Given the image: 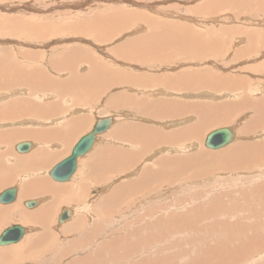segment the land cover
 I'll return each mask as SVG.
<instances>
[{
    "label": "rangeland",
    "instance_id": "obj_1",
    "mask_svg": "<svg viewBox=\"0 0 264 264\" xmlns=\"http://www.w3.org/2000/svg\"><path fill=\"white\" fill-rule=\"evenodd\" d=\"M211 1L0 0V67L45 75L59 84L46 88L26 80L0 86V106L24 103L16 115L0 121V134L14 132L0 143L7 157L0 163V179L10 175L14 181L6 185L18 194L35 181L47 189L74 181L82 185L75 192L52 188L30 198L38 202L32 209L23 206L30 199L19 200L18 194L12 204H0L19 203L28 216L47 203L50 213L47 228L19 222L20 216L2 222L0 233L12 225L26 233L18 243L0 247V264H264V147H259L264 143V34L254 35L264 31L255 22L264 16L248 12L254 7L264 12V1L225 0L216 8ZM242 33L250 41L242 44ZM151 35L156 40L148 52L129 59L128 42ZM189 40L196 42L192 49L185 46ZM249 42L255 47L252 58L237 51ZM184 71L190 77L181 75L179 90L168 89L174 79L166 87L157 79ZM88 73L91 81L85 82ZM164 103L179 112L157 118ZM150 107H156L154 115ZM211 116L228 122L210 124ZM104 117L113 118L112 126L78 160L71 179L51 180L50 169ZM193 125L201 130L171 146L159 138L153 147L145 144L147 127L171 137ZM219 128L232 129L235 139L224 148L206 149V136ZM53 131H69L67 142L49 134ZM48 134L53 137L47 141L38 138ZM20 142L33 147L19 154L14 147ZM237 144H246L245 149L221 155ZM97 149L103 154L93 156ZM28 156L34 160L21 164ZM66 209L73 215L59 225ZM37 236L42 237L34 240ZM25 245L29 251L23 253ZM11 249L16 254L5 253Z\"/></svg>",
    "mask_w": 264,
    "mask_h": 264
},
{
    "label": "bare ground",
    "instance_id": "obj_2",
    "mask_svg": "<svg viewBox=\"0 0 264 264\" xmlns=\"http://www.w3.org/2000/svg\"><path fill=\"white\" fill-rule=\"evenodd\" d=\"M87 1V0H86ZM231 1V0H230ZM237 1V0H236ZM239 1V0H238ZM238 1H237V4H238ZM248 1V0H247ZM256 1V0H255ZM264 1V0H263ZM213 2V3H212ZM219 2H225V0H213V1H211V5H216V4H218ZM257 2V1H256ZM260 2H262V0L260 1ZM207 3V2H206ZM208 4V3H207ZM209 5V4H208ZM210 5V6H211ZM241 5V4H240ZM212 6V7H213ZM217 6V5H216ZM221 6V5H220ZM219 6V7H220ZM251 6H253V5H250V7ZM215 7V6H214ZM241 7V6H240ZM211 8V7H210ZM216 8V7H215ZM215 8H212V10L213 9H215ZM218 8V7H217ZM212 10H210V12H211V15H212ZM42 11V10H41ZM118 11V10H117ZM116 10H115V12H117ZM201 11V10H200ZM213 11H215V12H217V10H213ZM210 12H207V14L208 15H210ZM239 12H241V10L239 11ZM248 12H250V13H252V15L253 14H262L263 16H264V12H263V10H258L257 9V7H254V8H250L249 9V11ZM120 13H121V10H120ZM120 13H115V14H120ZM127 13H131V12H127ZM198 13V12H197ZM126 14V13H125ZM128 14V15H129ZM213 14H214V12H213ZM123 15V14H122ZM251 15V14H250ZM124 16V15H123ZM207 16V15H206ZM237 16H239V14L237 15ZM251 17H253V16H251ZM106 18V17H105ZM114 19V18H113ZM22 20V19H21ZM109 20V19H108ZM111 20V19H110ZM19 22H20V20H19ZM110 22V21H109ZM126 22V21H125ZM157 22V21H156ZM258 25H264V20H260V21H255ZM26 23V22H25ZM112 23V22H111ZM155 23V22H154ZM22 24V23H21ZM21 24H20V27H21ZM114 24V23H113ZM112 24V25H113ZM153 24V23H152ZM168 24H173V23H168ZM107 26V25H106ZM153 26V25H152ZM156 27V26H155ZM178 27H180V26H178ZM182 27V26H181ZM264 27V26H263ZM130 28V27H129ZM179 29V28H178ZM181 29V28H180ZM185 29V28H184ZM263 29V28H262ZM108 30H110V29H108ZM142 30V29H141ZM134 31H136V30H134ZM182 31H183V29H182ZM111 32V31H110ZM139 32V31H138ZM260 32H262V31H257L256 30V32H255V36L257 35V33H259V34H261V35H263L264 34V31L262 32V33H260ZM152 33V32H151ZM183 33V32H182ZM125 34V33H124ZM178 34V33H177ZM181 34V33H180ZM246 34H248V33H246ZM245 33H242V38H240V39H242L241 41L243 42L242 44H244L245 43V39H246V41H250V37L249 36H247ZM189 35V34H188ZM238 35V34H237ZM155 37H156V35H155ZM165 37V36H164ZM179 37V36H178ZM191 37V36H190ZM193 37V36H192ZM251 37H252V35H251ZM254 37V36H253ZM100 38V37H99ZM104 38V37H103ZM157 38V37H156ZM171 38V37H170ZM181 38V37H180ZM105 39V38H104ZM166 39V38H165ZM252 39V38H251ZM261 39H264V35L261 37ZM154 40H156V39H154V36L153 35H151L150 37L149 36H147V38H145V37H140L139 39H135V40H133V39H131V41L130 42H128V46L126 45V47H127V50H128V53H127V57L129 58V59H136V58H138V57H141V55H145L147 52H148V49H149V46L150 45H152L153 43H154ZM158 40L160 41V43L161 44H163V42H164V38L160 35L159 37H158ZM179 40V39H178ZM182 40V39H181ZM11 41V40H10ZM53 42V41H52ZM51 42V43H52ZM63 42V41H62ZM183 42V41H182ZM189 42V44L187 43V45H185L186 47H189V48H191L192 49V47H193V44H195L196 42H194V40L193 41H191V40H189L188 41ZM203 42V41H202ZM259 41H257V43H258ZM263 42V43H262ZM262 44H261V46H264V41L262 40ZM53 43H55V42H53ZM167 43V42H166ZM176 43H177V40H176ZM252 42H249L247 45H244V47H242L241 48V46H240V48L237 50V51H239V52H245V54L248 56V58H252L251 56H250V53L252 52V50L254 51V49H255V47H251L253 44H251ZM44 44V43H43ZM49 44V43H48ZM259 44V43H258ZM177 45H179L180 46V44L179 43H177ZM256 45V44H255ZM164 47V46H163ZM182 47V46H181ZM180 47V48H181ZM214 47V46H213ZM125 48V47H124ZM126 50V51H127ZM213 50V49H212ZM217 50V49H216ZM259 50H260V48H259ZM226 53V52H225ZM258 53H260V52H258ZM161 54H164V53H161ZM161 54H160V58L163 56H161ZM262 54H264V51H262ZM261 54V55H262ZM7 55V54H6ZM86 56V55H85ZM238 56V55H237ZM79 57V56H78ZM253 57L255 58V60H256V58L257 57H255L254 55H253ZM263 57V56H262ZM6 58V57H5ZM4 58V59H5ZM69 58H70V55H69ZM74 58V57H73ZM163 58H166L165 56L163 57ZM181 58V57H180ZM179 58V59H180ZM260 58V57H259ZM3 59V58H2ZM92 60V59H91ZM94 60V59H93ZM185 60V59H184ZM184 60H182V61H184ZM237 60V59H236ZM258 60H260V59H258ZM4 61V60H3ZM65 60L63 59V62H64ZM81 61V60H80ZM90 61V60H89ZM167 62V61H166ZM256 62V61H255ZM70 63V62H69ZM93 63V62H92ZM68 64V63H67ZM80 64V63H79ZM56 65V64H55ZM60 65V64H59ZM62 66V65H61ZM85 68V64L84 63H81L80 65H78V68ZM154 67V66H153ZM220 67V66H219ZM262 67L264 68V64L262 63ZM157 68V67H156ZM15 69V68H14ZM14 69H10L9 67H5V66H3V67H0V86L1 85H3V84H6V85H9V86H14L15 84H17V83H21V82H23V81H26L27 80V82L28 83H35V84H38V86L40 85V86H46V88H48V86L49 87H57L59 84H55L51 79H48L45 75H41L42 77H38L37 76V74L36 75H30V74H21L18 70H14ZM58 69V68H57ZM77 69V68H76ZM89 70V69H88ZM90 70H92V69H90ZM93 70H95V69H93ZM107 70V69H106ZM184 70V69H183ZM240 70V69H239ZM64 71V70H63ZM101 71V70H100ZM151 71H153V70H151ZM159 71V70H158ZM207 71V70H206ZM17 73V76H16V73ZM56 72V71H55ZM157 72V71H156ZM186 71H184V72H181V73H178V74H173V75H166V74H164L163 76H159L157 79H158V81L159 82H163V84H164V86L166 87L168 84H169V82H170V79H174V82L172 83V85H171V87H169L168 89L169 90H171V91H175V90H179V88L178 87H180V80L183 78L181 75H183V76H189L190 74H187V73H185ZM32 73V72H31ZM61 73V72H60ZM87 73V72H86ZM189 73H192V71L191 72H189ZM42 74H44V73H42ZM102 74V73H101ZM91 77V75H90V73H88L87 75H85V76H83V78L85 79V82L86 81H91V78H89V80H88V77ZM99 76V75H98ZM172 76V77H171ZM202 76V75H201ZM157 77V76H156ZM190 77V76H189ZM240 77V76H239ZM31 78V79H30ZM71 80L72 81H74V76H71ZM76 78V77H75ZM96 78V77H95ZM100 78V77H99ZM127 78V77H126ZM192 78V77H191ZM206 78V77H205ZM247 78V77H246ZM30 79V80H29ZM137 79V78H136ZM187 79V78H186ZM215 79V78H214ZM220 79H222V78H220ZM233 79V78H232ZM235 79V78H234ZM124 80V79H123ZM211 80V79H210ZM209 80V81H210ZM226 80V79H225ZM241 80V79H240ZM243 80V79H242ZM94 81V80H93ZM176 81V82H175ZM222 81V80H221ZM56 82V81H55ZM242 82V81H241ZM103 83V82H102ZM212 83V82H211ZM214 83V82H213ZM227 84H228V81H227ZM235 84V83H234ZM29 85V84H28ZM61 85V87H62V89H65L66 87H67V83H61L60 84ZM85 85V84H84ZM182 85V84H181ZM213 85V84H212ZM231 85H233V84H231ZM241 86V84H236V87H238V86ZM37 86V85H36ZM184 86V85H183ZM95 87V86H94ZM235 87V88H236ZM9 88V87H8ZM33 89V88H32ZM234 89V88H233ZM66 90L68 91L69 90V87H67L66 88ZM216 90V89H215ZM35 92V91H34ZM23 94V93H22ZM28 95L29 94H27V97H28ZM37 96V95H36ZM26 97V98H27ZM23 101V100H22ZM27 101V100H26ZM33 102V101H32ZM168 102V100L166 101V103ZM171 103H173V101H170ZM26 103V102H25ZM159 103V102H158ZM166 103H164V106H162V105H160L159 107H161V112H160V115L159 116H157V118H160L161 117V114H162V116H172L173 114H175L176 112H179V111H176L175 109H173L172 107H170L168 104L166 105V107H165V104ZM263 103H264V101H263ZM23 104L24 103H21V101H18V103H11V102H7V103H5V104H2L1 106H0V121H1V119H3L4 117H5V115L6 114H9L10 115V113L12 114L11 116H13V115H16L17 113H18V111H19V109H20V107H21V105L23 106ZM8 105H11V106H8ZM30 105V104H29ZM32 105V104H31ZM177 105V104H176ZM226 105V104H225ZM33 106V105H32ZM189 106V105H188ZM222 106V105H221ZM261 106V105H260ZM203 107H204V105H200L199 106V109H201V110H203L204 111V109H203ZM33 108V107H32ZM223 109L225 108V106L224 107H222ZM220 109V108H219ZM13 110V112H11ZM150 110L152 111L151 113L154 115V113H155V111L157 110L156 109V107H154V108H151L150 107ZM209 110L210 109H206V112H208L209 113ZM259 110V109H258ZM262 110H263V107H262ZM149 112V107H148V103H146L145 102V112ZM196 111V110H195ZM28 112V111H27ZM223 112H225V110H223ZM222 112V110H221V113H223ZM29 113V112H28ZM31 113V112H30ZM196 113V112H195ZM263 113V112H262ZM22 114V113H21ZM219 114V113H218ZM225 114H228L227 112L225 113ZM264 115V114H263ZM40 116V115H39ZM104 118H107V117H104ZM5 119H6V117H5ZM13 119V118H12ZM98 119H102V118H98ZM210 121L212 122V123H210V124H214V125H216V124H218V123H227L228 122V117H223V116H221V117H217V116H211L210 117ZM10 120V119H9ZM114 122V121H113ZM1 124V123H0ZM207 125V124H206ZM123 127V126H122ZM203 127H206V126H204L203 125ZM145 129H147V130H145V144L146 145H149V147H151L152 146V144H153V146H154V143L156 144V142H157V138H159L158 140L160 141V143H162V144H167V145H170L171 146V144H173V142L174 141H178V140H184L185 139V137H191V133L192 134H195L194 132H196V131H198L199 132V130H201L200 128H199V126L198 127H195L194 125L193 126H191V127H189V129L188 128H186V129H184L185 131H180V132H178V133H176V136H165V135H163V136H161V133L158 131V130H156V129H154V127H147V128H145ZM195 129H196V131H195ZM219 129H222V128H219ZM226 129H229V130H231L232 131V133H233V135H234V137H233V140L235 139V134H234V132H233V130L232 129H230V128H226ZM128 131H131V130H128ZM13 132V131H12ZM26 132V131H25ZM41 132V131H40ZM213 132V131H212ZM31 133H32V131H31ZM42 133V132H41ZM211 133V132H210ZM11 134H14V132L13 133H6V137H5V133H3V134H0V143H7L10 139H11ZM24 134H26V133H24ZM49 134H51V135H53L54 137H57V138H59V140H61L62 142L63 141H66V139H67V137H68V134H69V131L68 132H66V133H58L57 131H53L52 133H49ZM49 134L47 135V136H45V135H40V136H38V138L39 139H41V140H45V141H47V140H49L51 137H53V136H49ZM10 135V136H9ZM26 135H28V134H26ZM32 135V134H31ZM33 136V135H32ZM101 136V135H100ZM132 137L133 138H136V137H134L133 135H132ZM23 138V137H22ZM61 138V139H60ZM188 139H191V138H188ZM23 140V139H22ZM232 140V141H233ZM96 141V140H95ZM67 142V141H66ZM191 142V141H190ZM21 143V142H20ZM193 143V142H192ZM191 143V144H192ZM232 143V142H231ZM230 143V144H231ZM19 144V143H18ZM176 144V143H175ZM263 145H261V146H259L261 149L264 147V143H262ZM32 145V144H31ZM229 145V144H228ZM245 145L246 144H237L235 147H231V148H229V149H227V151L226 152H222L221 153V155H227V154H229V153H231V151H234V150H237V149H240L241 147L243 148V149H245ZM259 145V144H258ZM120 146V145H119ZM152 146V147H153ZM258 147L257 145H254V147ZM33 146H31V148H32ZM226 147V146H225ZM224 148V147H223ZM235 148V149H234ZM6 149V148H5ZM14 149H15V147H14ZM264 151V150H263ZM93 154H94V156L96 155V156H100L101 154H103L102 153V149L101 150H94L93 151ZM6 155V153H1L0 152V163H2L1 161L3 160V162H5L6 163V160H7V157H4ZM32 156V155H31ZM31 156H28V157H25V158H22L21 160H19L20 161V163L21 164H25V163H29V162H27V161H32V160H34V158H32ZM264 156V154H262V155H260V157H263ZM165 160H167V159H165ZM164 161V160H163ZM169 161V160H168ZM172 161V160H171ZM165 163V162H164ZM170 163V162H169ZM34 164H37V163H32V165L31 166H34ZM1 166V165H0ZM8 167H9V165H8ZM3 171V170H2ZM5 172V171H4ZM4 172H2V173H4ZM6 174H7V172H6ZM16 178V177H15ZM28 179V178H27ZM161 179H162V177H161ZM160 179V180H161ZM13 179L11 178V176L10 175H6V177H4V178H1L0 179V188L1 187H4V186H6V187H8L7 185V182H10V181H12ZM24 180V179H23ZM32 180V179H31ZM159 180V181H160ZM163 180V179H162ZM14 181V180H13ZM33 181V180H32ZM164 181V180H163ZM160 183H161V181H160ZM7 184V185H6ZM158 184H159V182H158ZM79 186H82L81 184H80V181L79 182H76V181H74L73 183H69V184H65V185H60V186H51L49 189H47V188H45V184L44 183H42V182H36L35 181V183H33V182H29V183H26L25 185H23L22 186V190H20V192H19V194H18V192H17V194L19 195V200H22V199H32V198H35V197H42L43 196V194H47V193H49V190L51 191L52 190V188L54 189V191L56 190V189H58L60 192H62L63 194L64 193H66V192H68V189H71L73 192H75L74 190H76V189H78L79 188ZM9 188V187H8ZM14 188H16V187H14ZM16 190H17V188H16ZM17 194H16V196H17ZM29 200V201H34V200ZM16 200V199H15ZM107 201V200H106ZM37 202V201H36ZM12 204V203H11ZM37 204H38V202H37ZM104 204V203H103ZM18 205H19V203H15L14 205H12V206H9V207H6V208H0V226L3 224L2 222L3 221H6V218H8L9 216L10 217H15V216H20V218H19V222H22V223H26V224H33V225H43V228H47L46 226H48V220H49V216H50V213H49V206H48V204L47 203H45V204H43V207H39L38 209H36V210H33V211H27L26 213H27V215L28 216H25V215H23V214H25L23 211H21L20 209H19V207H18ZM49 205H50V207H51V209L53 210V203H51V202H49ZM66 210H69V209H66ZM66 210H64V211H66ZM63 211V212H64ZM70 211V213H71V216L73 215V212H72V210H69ZM61 215V214H60ZM191 215V214H190ZM179 219H180V217H179ZM81 221H82V219H81ZM89 222V221H88ZM183 222H180V221H178L177 222V224H182ZM73 224V226H75L76 225V223L74 224V223H72ZM78 224H79V222H78ZM22 227V226H21ZM68 227L69 228H71L72 227V225H70V226H67V229H68ZM181 227H183V226H181ZM23 228V227H22ZM64 228V227H63ZM62 228V229H63ZM24 229V228H23ZM24 231H25V233H26V230L24 229ZM25 235V234H24ZM88 235V234H87ZM24 237V236H23ZM39 237H42V236H37V237H35L34 238V240H37ZM22 240V239H21ZM39 240V239H38ZM91 243V242H90ZM13 245V244H12ZM84 245V244H83ZM21 250H22V252L23 253H26V252H28L29 251V247L28 246H23V247H21ZM16 252H17V250H13V249H11V250H9V251H7V252H5V253H13V254H16ZM92 256V255H91ZM13 257V256H12ZM14 259V258H13ZM91 259V258H90ZM89 259V260H90ZM87 260V259H86ZM88 261V260H87ZM15 262H17V261H15ZM14 263V262H13ZM12 263V264H13Z\"/></svg>",
    "mask_w": 264,
    "mask_h": 264
},
{
    "label": "water",
    "instance_id": "obj_3",
    "mask_svg": "<svg viewBox=\"0 0 264 264\" xmlns=\"http://www.w3.org/2000/svg\"><path fill=\"white\" fill-rule=\"evenodd\" d=\"M113 124V118L107 117L96 119L91 130L80 137L72 147L70 154L55 164L48 176L51 180L57 183L68 182L77 170V162L80 158L84 157L96 143L97 136L104 134ZM233 133L231 130L222 128L214 130L209 133L204 141V147L209 150H218L233 140ZM30 142H21L15 145V151L19 154L28 153L31 150ZM17 190L12 187L0 193V204L8 205L15 201ZM23 206L27 209H32L37 206L36 201H25ZM71 217L69 210L61 213L58 218V224L61 225ZM25 231L20 225H12L7 227L0 233V247L9 246L18 243L24 236Z\"/></svg>",
    "mask_w": 264,
    "mask_h": 264
},
{
    "label": "crops",
    "instance_id": "obj_4",
    "mask_svg": "<svg viewBox=\"0 0 264 264\" xmlns=\"http://www.w3.org/2000/svg\"><path fill=\"white\" fill-rule=\"evenodd\" d=\"M88 153H89V152H88ZM88 153H87V154H88ZM87 154H86V155H87ZM92 155L94 156L93 152H92Z\"/></svg>",
    "mask_w": 264,
    "mask_h": 264
}]
</instances>
